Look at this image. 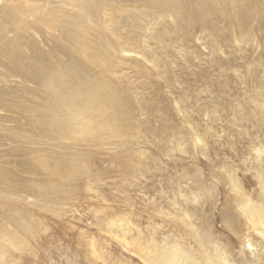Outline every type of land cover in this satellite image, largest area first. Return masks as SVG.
<instances>
[{
  "label": "rangeland",
  "instance_id": "obj_1",
  "mask_svg": "<svg viewBox=\"0 0 264 264\" xmlns=\"http://www.w3.org/2000/svg\"><path fill=\"white\" fill-rule=\"evenodd\" d=\"M137 1L105 10L89 37L70 97L102 102L78 125L50 127L49 92H15L0 64V264H145L153 242L198 256L205 233L211 252H264L257 234L233 246L221 223L247 233L237 191L264 193V0Z\"/></svg>",
  "mask_w": 264,
  "mask_h": 264
},
{
  "label": "bare ground",
  "instance_id": "obj_2",
  "mask_svg": "<svg viewBox=\"0 0 264 264\" xmlns=\"http://www.w3.org/2000/svg\"><path fill=\"white\" fill-rule=\"evenodd\" d=\"M123 1L125 0H57V5L52 0H8V2L0 8V64L3 65L6 73H10L20 80V83H18L19 85L14 88L15 92L20 90V92H29V94L31 92L33 95H39L38 93H45V91L49 92L50 96L47 101V106L51 119L49 118L50 121H46L53 129L58 130L57 128H59L61 132L69 128V123L78 125L81 119H87L89 115L88 111L92 106V108H94L97 106L96 104L99 105V101L100 103L102 102L101 99L98 98L97 100H93L96 101L93 105V103H91L92 101H90V96L84 98L79 95V99H74L70 97V93L72 91L74 92L77 87V85H75L76 87L74 88V83L85 86L83 85L85 83L83 76L87 73L86 69L89 64L88 60L90 56H88L87 52L90 48L88 41L90 36L93 38H102L104 24L103 12L105 10L111 11L113 7L119 8ZM130 1L133 2L134 0ZM139 1L145 2L146 0H138L137 2ZM174 1L166 0L162 2V6L164 7V5H166L167 9H173V11L178 8L177 10L181 12L182 9H179V5H177L178 0ZM236 2L237 0H231V6L233 7ZM200 3L201 2H199V4ZM237 9H239V7ZM193 12L201 16L199 12ZM193 12L189 11V13L186 14L188 16L187 18L191 17ZM91 73L93 72H90V74ZM79 76H82V78L78 80L77 78ZM93 85L91 86L93 88L87 91L84 88H80L78 91H81L83 94H90L93 90H97ZM97 96L94 97L96 98ZM25 104H27V102ZM59 107L62 109L66 108V110H63V113H61L57 110ZM39 111L40 115L43 114L41 108ZM98 111L99 110H97V112ZM103 112L105 113V111ZM92 113L93 112H91V114ZM94 117H96L95 114ZM42 118L43 117H41V119ZM60 118H63V120H60ZM89 121L93 122L92 118L87 120V122ZM98 127L101 126L98 125ZM89 129V124L87 126L84 125L80 133L90 136L92 132L88 131ZM97 131L98 130L95 132ZM237 193L238 195L235 196V200L244 203V207H247V209H244L247 217L243 225L246 226L247 229L245 228V230L248 232L246 231L247 233L241 234L242 225L237 222H235L236 224L234 225V220H230V217L224 214L223 217H221V223L223 224L222 229L225 233H230L229 236L232 235V237H236L234 242L231 241L233 246L234 243L238 242L242 246L247 245L252 248L251 237L253 234H257L261 238H264V193L263 198L256 202L252 201L249 196L243 193L241 194L240 191H237ZM224 211L230 214L228 209H224ZM208 222V219L206 221L203 220L204 224ZM209 226L211 227L212 225ZM201 227L203 228V226ZM197 235V245H199L198 252L200 253L198 256L190 253V251H187L188 253L183 251L177 244L168 247H166V245L159 246V244H155L153 240L150 239V241L153 242L152 244L148 243L150 247L143 248L145 251V264H264V252L260 253V250H256L257 252L252 259L246 258L244 252L239 254L234 253L232 250L234 247L232 246L225 247L220 251L217 244L218 248H216V246L213 247V252H211L205 245L206 242L210 243L209 237L207 236L208 234ZM10 239L11 236L3 232L0 233V240L2 243H7ZM228 239L233 240L231 237H228ZM4 245L5 244H3V246ZM20 246H22L21 243Z\"/></svg>",
  "mask_w": 264,
  "mask_h": 264
}]
</instances>
